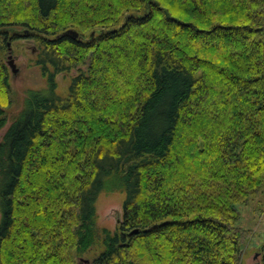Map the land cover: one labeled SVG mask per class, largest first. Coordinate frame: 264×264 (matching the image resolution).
I'll list each match as a JSON object with an SVG mask.
<instances>
[{"label": "trees", "instance_id": "16d2710c", "mask_svg": "<svg viewBox=\"0 0 264 264\" xmlns=\"http://www.w3.org/2000/svg\"><path fill=\"white\" fill-rule=\"evenodd\" d=\"M17 38L48 89L12 115ZM5 128L0 264H77L99 243L89 264H242L238 205L264 189V0H0ZM105 190L126 195L115 231L96 223Z\"/></svg>", "mask_w": 264, "mask_h": 264}, {"label": "rangeland", "instance_id": "374dc122", "mask_svg": "<svg viewBox=\"0 0 264 264\" xmlns=\"http://www.w3.org/2000/svg\"><path fill=\"white\" fill-rule=\"evenodd\" d=\"M95 29L90 36L99 32ZM6 53V63L9 56L15 60L19 72L11 73V83L14 90V105L9 113L15 114L23 104L25 91L48 89V77L43 74L40 65L36 64L38 45L32 40L17 38L9 42ZM8 65V64H7ZM8 68L10 69L9 65ZM76 69L68 73H60L55 77L57 93L63 97L68 95L69 85ZM6 128L0 132V139ZM125 193L118 191H102L96 202V223L100 228L115 231L123 216ZM240 218L238 224L246 231L241 253L242 264H264V189L249 201L238 205ZM103 246L99 243L93 251L77 257V264H89L99 254ZM88 260V261H86Z\"/></svg>", "mask_w": 264, "mask_h": 264}, {"label": "water", "instance_id": "95a60500", "mask_svg": "<svg viewBox=\"0 0 264 264\" xmlns=\"http://www.w3.org/2000/svg\"><path fill=\"white\" fill-rule=\"evenodd\" d=\"M68 33L71 34L74 37H77L78 36V33L74 29L68 30ZM8 46L10 47V44H8ZM7 64L9 65L10 70H11V73L13 75H16L19 72V70H18V68L16 66V63H15V60L12 58L11 55L9 56V61L7 62ZM133 232H137V230H135ZM86 261H88V260H86Z\"/></svg>", "mask_w": 264, "mask_h": 264}]
</instances>
